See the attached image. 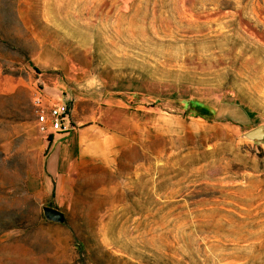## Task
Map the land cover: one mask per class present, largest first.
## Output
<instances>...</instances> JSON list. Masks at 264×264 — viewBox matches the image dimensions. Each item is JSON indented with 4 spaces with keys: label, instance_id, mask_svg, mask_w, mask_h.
Masks as SVG:
<instances>
[{
    "label": "rangeland",
    "instance_id": "1",
    "mask_svg": "<svg viewBox=\"0 0 264 264\" xmlns=\"http://www.w3.org/2000/svg\"><path fill=\"white\" fill-rule=\"evenodd\" d=\"M250 126L264 0H0V264H264Z\"/></svg>",
    "mask_w": 264,
    "mask_h": 264
},
{
    "label": "built area",
    "instance_id": "2",
    "mask_svg": "<svg viewBox=\"0 0 264 264\" xmlns=\"http://www.w3.org/2000/svg\"><path fill=\"white\" fill-rule=\"evenodd\" d=\"M35 113L37 126L41 132H64L70 128V107L66 102L49 105L43 90L36 91Z\"/></svg>",
    "mask_w": 264,
    "mask_h": 264
},
{
    "label": "water",
    "instance_id": "3",
    "mask_svg": "<svg viewBox=\"0 0 264 264\" xmlns=\"http://www.w3.org/2000/svg\"><path fill=\"white\" fill-rule=\"evenodd\" d=\"M245 136L251 140L264 139V128L257 127L249 130ZM43 214L47 221L55 223H66V215L63 211L48 205L43 206Z\"/></svg>",
    "mask_w": 264,
    "mask_h": 264
},
{
    "label": "crops",
    "instance_id": "4",
    "mask_svg": "<svg viewBox=\"0 0 264 264\" xmlns=\"http://www.w3.org/2000/svg\"><path fill=\"white\" fill-rule=\"evenodd\" d=\"M46 96V95H45ZM46 100H47V103L49 104V105H55V104H58V103H60V102H65V101H62V100H58V99H52V98H48L47 96H46ZM53 140L54 141H56V137H55V139H54V137H53ZM55 166V165H54ZM54 166H53V170H52V167H51V169H50V172H51V174H56L55 173V171H54V169H56V168H54Z\"/></svg>",
    "mask_w": 264,
    "mask_h": 264
},
{
    "label": "trees",
    "instance_id": "5",
    "mask_svg": "<svg viewBox=\"0 0 264 264\" xmlns=\"http://www.w3.org/2000/svg\"><path fill=\"white\" fill-rule=\"evenodd\" d=\"M202 116H204L205 114H201ZM239 124H243V123H239ZM251 128H253V126H250L249 128H247V129H251ZM49 141L50 142H52L53 141V135H49Z\"/></svg>",
    "mask_w": 264,
    "mask_h": 264
}]
</instances>
